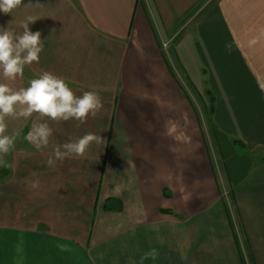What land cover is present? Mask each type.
I'll list each match as a JSON object with an SVG mask.
<instances>
[{
	"label": "crops",
	"instance_id": "crops-1",
	"mask_svg": "<svg viewBox=\"0 0 264 264\" xmlns=\"http://www.w3.org/2000/svg\"><path fill=\"white\" fill-rule=\"evenodd\" d=\"M27 16L44 50L9 87L97 91L87 123L48 122L53 143H104L50 168L24 139L39 115L10 116L0 264H264V0H23L0 27Z\"/></svg>",
	"mask_w": 264,
	"mask_h": 264
},
{
	"label": "clouds",
	"instance_id": "clouds-1",
	"mask_svg": "<svg viewBox=\"0 0 264 264\" xmlns=\"http://www.w3.org/2000/svg\"><path fill=\"white\" fill-rule=\"evenodd\" d=\"M23 0H0V12L11 14L22 7ZM38 18L27 16L21 22L20 31L0 27V72L4 78L15 80L23 77L26 65L39 63L40 53L44 50V41L40 31H31L29 24ZM21 106L17 111V106ZM102 99L97 91H84L77 96L69 87V82L48 71H43L29 81V86L13 90L5 83H0V154H7L15 146L19 133L6 135L7 124L5 117H23L28 119L34 113L39 115V121L33 122L24 139L37 149H51L47 165L55 168L57 161L65 158H81L93 143L99 145L104 139L93 132L82 137H69L67 142L53 143L51 138L54 130L48 121L61 122L75 120L77 127L87 123L89 116L95 117L102 109ZM30 187H39V181L30 183ZM158 251L153 248L141 257L144 260L158 257Z\"/></svg>",
	"mask_w": 264,
	"mask_h": 264
},
{
	"label": "rangeland",
	"instance_id": "rangeland-1",
	"mask_svg": "<svg viewBox=\"0 0 264 264\" xmlns=\"http://www.w3.org/2000/svg\"><path fill=\"white\" fill-rule=\"evenodd\" d=\"M188 30H191V29H188ZM186 34L184 33V36ZM184 36L182 35L181 39L180 40H186L185 42V45L189 46V47H192L190 50H192L194 47L197 48L199 46V41L197 39L196 36H193L192 34H190L189 38L187 39H184ZM189 53V52H187ZM0 83H5L9 86L8 84V79L4 78L3 75H2V72H0ZM207 90V89H206ZM211 91V90H210ZM210 91H204V97H206V102H207V105H208V111H207V114H208V117H209V120L210 122L212 123L213 122V113H212V104L210 103V100L213 98H209L208 94L210 93ZM5 122L7 124V127L11 124L12 122V118L10 119V116L8 117H5Z\"/></svg>",
	"mask_w": 264,
	"mask_h": 264
},
{
	"label": "trees",
	"instance_id": "trees-1",
	"mask_svg": "<svg viewBox=\"0 0 264 264\" xmlns=\"http://www.w3.org/2000/svg\"><path fill=\"white\" fill-rule=\"evenodd\" d=\"M115 203V207L118 209V210H121L122 209V205H121V203L119 202V201H116L115 202V200L114 201H112V203ZM109 203H111V202H109ZM106 210H112V207H110L109 206V204H106Z\"/></svg>",
	"mask_w": 264,
	"mask_h": 264
}]
</instances>
